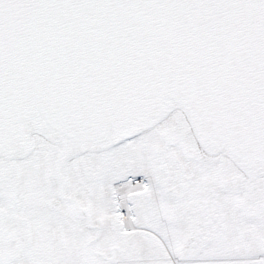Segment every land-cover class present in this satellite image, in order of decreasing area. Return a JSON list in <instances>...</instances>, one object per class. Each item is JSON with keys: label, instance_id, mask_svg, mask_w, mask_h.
Here are the masks:
<instances>
[{"label": "snow or ice", "instance_id": "obj_1", "mask_svg": "<svg viewBox=\"0 0 264 264\" xmlns=\"http://www.w3.org/2000/svg\"><path fill=\"white\" fill-rule=\"evenodd\" d=\"M0 264H264V0H0Z\"/></svg>", "mask_w": 264, "mask_h": 264}]
</instances>
